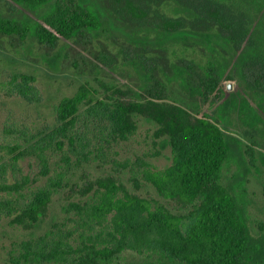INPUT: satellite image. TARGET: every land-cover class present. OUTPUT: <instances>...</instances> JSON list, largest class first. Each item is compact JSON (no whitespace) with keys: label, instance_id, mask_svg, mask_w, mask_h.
I'll return each mask as SVG.
<instances>
[{"label":"trees","instance_id":"obj_1","mask_svg":"<svg viewBox=\"0 0 264 264\" xmlns=\"http://www.w3.org/2000/svg\"><path fill=\"white\" fill-rule=\"evenodd\" d=\"M0 2L16 7L0 16L4 36L23 39L30 33L51 48L59 38L78 43L88 32L114 29L135 48L125 59L145 71L137 90L104 86L109 94L97 99V92L82 84L61 98L54 108L56 126L45 136L47 145L61 150L67 144L77 164L88 161L75 146L79 111L86 107L88 115L101 117L113 141L132 136L134 117L140 116L156 124L154 138L170 148L167 167L142 170L143 180L165 203L129 193L110 175L81 187L73 184L67 196L85 200H69L67 214L81 229V241L72 244L73 231L54 226L22 243V262L15 263L123 264V253L131 252L137 259L128 264H264V240L251 235L243 203L222 181L233 144L245 147L252 165L255 154L264 165V152L257 150L264 149V0ZM35 14L40 22L30 16ZM146 54L152 66L143 62ZM33 82L26 75L11 78L26 99ZM236 127L247 142L223 131ZM79 143L87 147L82 139ZM36 149L40 174L46 176L43 146ZM64 160L67 169L32 192L11 224L29 230L47 217L53 195L67 186L70 160ZM26 184L27 179L0 183V190L19 193ZM134 186L139 188L136 180ZM97 228L106 241H92Z\"/></svg>","mask_w":264,"mask_h":264},{"label":"rangeland","instance_id":"obj_2","mask_svg":"<svg viewBox=\"0 0 264 264\" xmlns=\"http://www.w3.org/2000/svg\"><path fill=\"white\" fill-rule=\"evenodd\" d=\"M12 6L16 8L13 4L0 2V16L7 14ZM30 16L40 22L37 14ZM13 17L18 18L17 15ZM80 40L73 43L59 38L54 46L46 48L30 33L23 39L18 35L0 34V183L11 185L27 179L19 193L0 190V264H17L14 261L18 259L22 262L19 258L22 243L36 240L54 226L73 231L72 244L81 241V229L68 221L67 214L69 200H85L78 194L67 196L73 184L81 187L88 180L110 175L137 197L166 202L151 184L143 180L142 170L146 166L154 170L167 167L170 148L164 140L154 138L156 124L143 117H134L136 131L132 136L127 140L113 141L108 131L102 128L101 117L88 115L86 107L80 108L75 146L78 152L85 153L88 161L82 160L79 164L77 155L69 151L67 144L61 150L54 143L47 145L45 136L56 126L55 106L61 98L71 96L80 85L88 84L97 92V99L109 94L104 86L123 90H137L138 86H143L145 71L125 59L126 54H135L132 52L135 48L128 44L129 40L124 35L114 29L104 32L102 28L97 33L88 32ZM148 53L149 56L156 55ZM143 57L146 65H153L154 61H148L147 54ZM13 75L34 78L28 99L18 94L17 83H11ZM240 128L223 131L247 142L240 134ZM80 139L87 143L84 149ZM37 146H43V155L47 159L49 172L46 176L40 174ZM257 150L264 152V149ZM16 156L18 159L14 163ZM65 156L70 160L67 186L53 195L47 217L29 230L11 224V218L32 192L42 187L48 178L67 169ZM254 157L252 165L245 147L233 144L222 181L234 188L235 196L243 203L251 235L264 240V165L258 154ZM134 180L139 185L138 189ZM97 231L98 228L92 232V241H106L107 236ZM84 233L87 235L89 231ZM122 257L120 262L123 264L137 259L131 252L123 253Z\"/></svg>","mask_w":264,"mask_h":264},{"label":"water","instance_id":"obj_3","mask_svg":"<svg viewBox=\"0 0 264 264\" xmlns=\"http://www.w3.org/2000/svg\"><path fill=\"white\" fill-rule=\"evenodd\" d=\"M226 88H227V90H232V84L231 83H228L227 85H226Z\"/></svg>","mask_w":264,"mask_h":264}]
</instances>
